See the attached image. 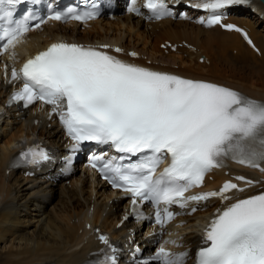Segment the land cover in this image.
<instances>
[{
    "label": "snow or ice",
    "instance_id": "1",
    "mask_svg": "<svg viewBox=\"0 0 264 264\" xmlns=\"http://www.w3.org/2000/svg\"><path fill=\"white\" fill-rule=\"evenodd\" d=\"M28 2L39 0H0V22H6L0 23V55L14 49L31 30L30 17L14 18L16 5ZM249 2L204 0L188 6L210 10L211 26L221 23L225 9ZM178 6H170L168 0H148L146 4L155 18L170 15ZM130 10L140 14L138 9ZM69 18L83 22L95 14L56 13L50 17L56 21ZM223 27L243 32L236 25ZM108 48L106 44L52 43L27 59L21 69L12 68V81L23 80L22 89L12 99L25 102V107L36 102L49 105L50 115L58 116L74 141L72 152L84 142L114 148L119 156L102 164L98 162L103 157L93 156L91 167L113 187L130 193L137 219H149L138 212L139 202L153 205L155 222L163 226L165 218L174 217L169 210L172 205L186 208L189 202L210 197L230 200L232 190L243 192L245 189L228 181L219 191L185 195L201 186L212 169L226 166L228 159L264 172V101L217 83L128 63L102 50ZM129 55L136 57L138 53ZM21 157L32 165L52 159L46 149L32 147ZM167 158L171 163L157 176V168ZM236 179L253 183L244 176ZM99 238L109 244L107 236ZM204 242L207 246L198 250L196 264H264V192L237 199L218 212L205 230ZM187 256V252L172 253L161 245L155 259L160 264H185ZM99 264H117L116 257L108 255Z\"/></svg>",
    "mask_w": 264,
    "mask_h": 264
},
{
    "label": "bare ground",
    "instance_id": "2",
    "mask_svg": "<svg viewBox=\"0 0 264 264\" xmlns=\"http://www.w3.org/2000/svg\"><path fill=\"white\" fill-rule=\"evenodd\" d=\"M195 16L190 20L144 23L141 18L120 12L84 27L55 23L29 33L25 37V48L21 46L20 50L34 53L59 39L118 46L139 52L141 62L151 60V65L157 68L215 80L264 99V5L259 0H251L243 7H233L230 19L251 28L261 55L235 33L194 24ZM165 41L187 43L194 46L195 51L183 46L177 52L166 53L158 47ZM235 49L237 55L229 53ZM203 54L209 63L199 61ZM229 57L234 61L229 62ZM249 58L259 59L262 66L245 67ZM10 92L11 86L5 84L0 71V105ZM8 113L10 117H4L0 124V264H84L89 253L98 247L94 230L109 232L114 239L131 230L139 241L149 242L147 234L154 228L149 224L144 223L141 228L126 221L117 227L124 215L121 209L125 198L93 179L87 169L58 183L42 177H25L15 169L7 174L23 139L36 137L56 150H64L62 133L52 121L35 115L32 109L20 114L14 110ZM213 176L210 183L223 178L221 172ZM207 214V211L195 214L181 228L184 244L180 247L197 245L201 240L200 224Z\"/></svg>",
    "mask_w": 264,
    "mask_h": 264
},
{
    "label": "rangeland",
    "instance_id": "3",
    "mask_svg": "<svg viewBox=\"0 0 264 264\" xmlns=\"http://www.w3.org/2000/svg\"><path fill=\"white\" fill-rule=\"evenodd\" d=\"M120 13V12H119ZM122 13V12H121ZM161 46V44L160 45H158V47H160ZM161 48V47H160ZM231 53H232V51H231ZM234 55H236V53L234 54ZM220 58V57H219ZM221 59V58H220ZM222 60V59H221ZM228 61L229 62H231L232 61V59L231 58H228ZM218 62H221V61H218ZM222 63V62H221ZM253 63V64H252ZM223 64H225V63H223ZM230 65V64H229ZM250 65H253V66H256L257 68H260L261 67V65L259 64V63H256L255 61H253L252 59L251 60H249V61H246L245 63H244V66L245 67H247V66H249L250 67ZM233 66V65H232ZM244 71L245 72H247L248 71V69H244ZM69 181L70 180H67V182L69 183ZM1 245H2V243H1ZM4 245V244H3Z\"/></svg>",
    "mask_w": 264,
    "mask_h": 264
},
{
    "label": "water",
    "instance_id": "4",
    "mask_svg": "<svg viewBox=\"0 0 264 264\" xmlns=\"http://www.w3.org/2000/svg\"><path fill=\"white\" fill-rule=\"evenodd\" d=\"M264 2V0H262Z\"/></svg>",
    "mask_w": 264,
    "mask_h": 264
}]
</instances>
